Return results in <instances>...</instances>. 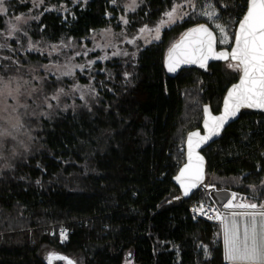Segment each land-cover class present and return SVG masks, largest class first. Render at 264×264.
Listing matches in <instances>:
<instances>
[{"label":"trees","instance_id":"1","mask_svg":"<svg viewBox=\"0 0 264 264\" xmlns=\"http://www.w3.org/2000/svg\"><path fill=\"white\" fill-rule=\"evenodd\" d=\"M179 1L138 0L126 14L128 30L155 24ZM208 1L226 26L229 47L247 2ZM30 7L28 1L7 0L6 14ZM122 12V0H86L66 13L44 10L24 25L22 41L79 42L95 30L117 29ZM4 18L0 14V29ZM199 22L218 36L204 17L176 22L132 60L96 62L90 72L97 92L92 104L36 120L29 151L0 175V264H49L47 250L66 258L52 264H123L127 258L131 264H228L219 221L193 217L189 204L196 190L179 199L171 181L184 160L179 147L187 131L200 126L202 105L218 111L225 88L239 75L228 67L232 61L166 71V49ZM15 44L12 40L0 60L2 74L23 72L24 62H45ZM62 82L71 79L48 77L42 92ZM202 152L205 181L211 174L216 189L239 194L255 189L264 196L263 114L242 109ZM59 227L67 229L66 239H60Z\"/></svg>","mask_w":264,"mask_h":264},{"label":"rangeland","instance_id":"2","mask_svg":"<svg viewBox=\"0 0 264 264\" xmlns=\"http://www.w3.org/2000/svg\"><path fill=\"white\" fill-rule=\"evenodd\" d=\"M6 1L4 0L5 8ZM23 1H28L31 4L26 12L15 15L3 14L5 25L0 29V45H3L0 47V60L6 58L4 51L10 50L12 40L16 41L15 45L21 49L20 51L30 50L39 53L46 60L42 63L24 62L25 70L21 73L18 72L19 74L4 75L0 72V77H3L5 83L10 81L8 87L13 92L11 97L0 96V130L7 129L11 133L9 136H0V175L4 170L11 168L14 159L26 155L29 151L32 146L35 123L38 122L36 120H39V117L52 115L55 110L89 106L95 101L97 92L92 83L90 72L93 71L96 62H104L112 58L132 60L141 48L158 40L159 38L156 37H160L164 28L185 18L204 17L209 20L201 13L210 3L208 0H181L174 3L155 24L142 25L129 31L127 23H124L127 20L126 14L136 7L138 0H135L134 7L132 6L133 0H122L123 12L119 15L120 26L117 29L107 26L95 30L86 39L79 42L68 39L58 43H43L27 38L23 44V33L26 34L24 25L36 19L44 10L55 9L66 13L70 11L71 5L86 0ZM173 8L177 10L174 17L175 22H169L166 13L172 11ZM16 17H21V19L17 20ZM209 21L214 27L216 23H219L226 29L222 18ZM13 25L19 31L11 32L10 28ZM157 28H159V32H157ZM226 32L228 33L227 29ZM218 36V45L226 46L230 42L229 40L228 43L221 44L219 31ZM66 72H71V75H65ZM77 72L89 77V80L87 82L78 81L75 76ZM48 77L61 81L64 78H70L71 82H65L66 84L62 82L50 93L44 94L41 83ZM57 95L59 98L53 99ZM211 178L210 174L208 180L211 181ZM262 182L264 183V178ZM251 192L248 194L237 193V196L246 198L247 202L264 203V196H260L255 189ZM50 254L52 251L47 250L44 256L47 258ZM131 263L132 260L127 258L123 264Z\"/></svg>","mask_w":264,"mask_h":264},{"label":"snow or ice","instance_id":"3","mask_svg":"<svg viewBox=\"0 0 264 264\" xmlns=\"http://www.w3.org/2000/svg\"><path fill=\"white\" fill-rule=\"evenodd\" d=\"M112 2L115 3L116 0ZM246 2V13L238 22V30L234 34V46L230 51L216 52L214 49L216 36L208 26L200 24L186 32L181 41L173 45L169 52L168 71L170 72H174L181 63H198L203 68L209 59H216L234 62L229 63L228 67L240 73L239 83L228 92L222 115L212 116L207 107L203 109L204 128L208 134L202 136L200 132H192L187 137V162L175 177L183 189L184 196L190 195L194 189L203 184L204 157L197 151L201 144L219 135L229 117L235 116L241 107L264 109V0H246ZM134 5L135 0L132 6ZM176 11V8H173L166 13L169 22H175ZM6 13L4 0H0V14ZM201 14L207 16L209 20L217 18L216 10L211 3ZM16 19L20 20L21 17ZM124 23H127V20ZM215 27L221 36L219 42L228 43L230 38L225 27L219 23H216ZM10 31L16 32L19 29L13 25ZM156 38L158 39L159 36ZM64 74L71 75V72ZM9 84L10 81L5 83L3 77H0V85H3L0 87V96L13 95L9 90ZM58 98V95L53 97V99ZM9 135L11 133L7 129L0 130V136ZM221 207L228 212H221L219 208H210L208 211L213 215H209L208 218L215 219L221 224L224 257L228 264H264V203L247 202L246 198H238L237 193H232ZM236 209L243 211H235ZM194 212L207 214L203 205L194 209ZM61 237L66 239V234L62 232ZM205 253L207 255V250ZM47 259L49 264H52L53 260L66 258L50 254ZM67 264H72V261H67Z\"/></svg>","mask_w":264,"mask_h":264},{"label":"water","instance_id":"4","mask_svg":"<svg viewBox=\"0 0 264 264\" xmlns=\"http://www.w3.org/2000/svg\"><path fill=\"white\" fill-rule=\"evenodd\" d=\"M246 8H247V5H246ZM246 13V9L244 11V13L242 14V16L240 17V19L238 20V22L242 19V17L244 16V14ZM238 22L235 26V29H234V34L235 32L238 30ZM200 24H205L206 26H208L210 28V30L213 31L214 35L216 36V43L214 45V49L216 52H220V51H230L231 48L234 46V35H233V39H232V42L230 44L229 47H225V46H219L218 45V36H217V33L215 32V30H213L209 25H207L206 23L204 22H199V23H196V24H193L191 25L190 27H188L185 32L179 36L175 41H173L169 47L166 49V52H165V56H164V66H165V69L168 73L170 74H175L177 73L181 68L183 67H192V66H197V67H200V65L197 63V64H192V63H181L174 72H170L168 71V62H169V52L170 50L173 48V45L179 43L181 41V39L183 38L184 34L186 32H188L190 29L194 28V27H197L198 25ZM229 60H216V59H209L207 62H206V66H208L209 64L213 63V62H227ZM205 66V67H206ZM239 77H240V73L237 77V79L233 82H231L226 88H225V91H224V94L222 96V99H221V103H220V107L218 109V111L214 112L210 105L208 103H205L202 105V119H201V123H200V126L199 127H196V128H193L189 131H187L186 135H185V138H184V160L182 162V164L178 167L177 171L175 172V174L171 177V181L172 183L178 188L179 190V199H187L189 198L193 192L197 189H194L190 195L188 196H184L183 194V189L181 188L180 184L177 182V180L175 179V177L179 174V170L184 166V164L187 162V137L190 133L192 132H200V134L203 136V135H207V130L204 128V119H205V113L203 111V109L205 107H207L212 116H220L223 114L224 112V102L225 100L227 99V96H228V92L229 90L237 83H239ZM242 109H248V110H251L253 112H257V113H260V114H263L264 115V109H259V108H248V107H241L237 112H236V115L235 116H231L229 117V119L227 120V122L224 124L223 128L220 130V134L217 135V136H213L210 140H208L206 143H203L201 144V146L197 149L198 153L204 157V180H203V183L205 181V178H206V158L202 152V150L204 148H206L208 145H210L212 142L216 141L219 139V137L221 136L222 132L224 131V129L226 127H228L231 123H233L234 121H236L240 115V112ZM203 184H201L199 187H201ZM198 187V188H199ZM234 193L228 189H214V190H211L210 191V197H211V200L217 204L219 207L222 206L223 203H225L227 201V199L230 197V195ZM222 208V207H221Z\"/></svg>","mask_w":264,"mask_h":264},{"label":"built area","instance_id":"5","mask_svg":"<svg viewBox=\"0 0 264 264\" xmlns=\"http://www.w3.org/2000/svg\"><path fill=\"white\" fill-rule=\"evenodd\" d=\"M179 150L184 152V145L179 147ZM215 189V185L211 182V181H206L204 182V184L199 187L196 191H195V196L194 198L190 199V204H189V211L190 214L194 217V216H202L204 218H208L209 215H213L212 212L208 211L210 208L211 209H217L219 208L221 210V212H227V209H223L221 207H219L218 205L214 204L213 202H211L210 200H207L205 198V194L209 195L210 191ZM200 205L204 206L205 212L207 213L206 215H201L198 212H194V209L198 208ZM215 220V219H212ZM65 233L67 235V229L64 227H61L58 230V233L60 234L61 237V233ZM61 240L62 237H61Z\"/></svg>","mask_w":264,"mask_h":264},{"label":"crops","instance_id":"6","mask_svg":"<svg viewBox=\"0 0 264 264\" xmlns=\"http://www.w3.org/2000/svg\"><path fill=\"white\" fill-rule=\"evenodd\" d=\"M231 196V195H230ZM230 198V197H229ZM239 198V197H238ZM235 211H243L242 209H236ZM228 212V211H227ZM225 212V213H227ZM220 231H221V237H222V243H223V233H222V228H221V224H220ZM223 247H224V243H223ZM226 261V260H225ZM228 263V261H226Z\"/></svg>","mask_w":264,"mask_h":264}]
</instances>
